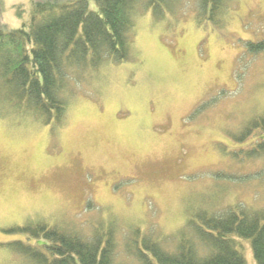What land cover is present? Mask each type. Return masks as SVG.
I'll list each match as a JSON object with an SVG mask.
<instances>
[{
	"label": "rangeland",
	"instance_id": "obj_1",
	"mask_svg": "<svg viewBox=\"0 0 264 264\" xmlns=\"http://www.w3.org/2000/svg\"><path fill=\"white\" fill-rule=\"evenodd\" d=\"M30 2L0 0V21L20 27ZM230 6L227 23L215 29L198 20V0H177L165 17L139 3L130 58L68 81L60 126L0 105V242L29 218L76 222L86 233L101 217L114 220L120 242L132 223L174 233L188 208L264 206V157L232 160L264 137L256 130L239 139L264 112V49L247 46L264 41V0ZM5 250L0 264H9Z\"/></svg>",
	"mask_w": 264,
	"mask_h": 264
},
{
	"label": "trees",
	"instance_id": "obj_2",
	"mask_svg": "<svg viewBox=\"0 0 264 264\" xmlns=\"http://www.w3.org/2000/svg\"><path fill=\"white\" fill-rule=\"evenodd\" d=\"M234 1L198 0V20L219 29L227 23L226 11ZM176 2L31 0L29 17L20 27L0 21V105L12 108L17 117L51 125V129L60 126L68 106V81L130 58L137 5L146 3L165 17ZM22 11L19 7L18 13ZM247 46L262 50L264 41ZM242 130L240 140L256 130L262 134L264 112ZM232 154L237 160L222 154L223 164L229 158L245 163L264 157V137L251 139L248 148ZM238 204H228L220 212L209 204L188 208L185 221L174 233L159 236L132 223L120 242L116 239L120 227L114 220L101 217L86 233L76 222L29 218L7 229L12 238L0 246L6 247L9 264H248L242 252L243 241H247L255 264H264V206L254 200Z\"/></svg>",
	"mask_w": 264,
	"mask_h": 264
}]
</instances>
